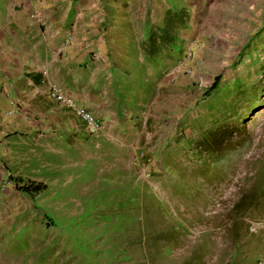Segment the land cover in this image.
Wrapping results in <instances>:
<instances>
[{
	"label": "rangeland",
	"instance_id": "374dc122",
	"mask_svg": "<svg viewBox=\"0 0 264 264\" xmlns=\"http://www.w3.org/2000/svg\"><path fill=\"white\" fill-rule=\"evenodd\" d=\"M130 7L136 48L83 51L92 72L127 73L104 87L127 145L59 156L41 127L21 144L0 127V264H264V0ZM167 10L182 24L150 60ZM36 182L33 199L16 189Z\"/></svg>",
	"mask_w": 264,
	"mask_h": 264
},
{
	"label": "crops",
	"instance_id": "0c3cea01",
	"mask_svg": "<svg viewBox=\"0 0 264 264\" xmlns=\"http://www.w3.org/2000/svg\"><path fill=\"white\" fill-rule=\"evenodd\" d=\"M132 1L138 0H43L41 3L0 0V127L10 126L21 135L10 138L11 143L32 141L27 136H32L36 126L48 132L43 136L46 146L59 156L77 155L96 141L100 145L110 141L120 147L129 143L126 131L130 126L120 120L121 112L117 108L110 109L113 99L104 92V87H108L106 81L114 77L115 81L123 82L127 73L103 72L101 75L97 68L92 72L93 67L86 64L83 51L94 50L108 59L111 51L137 47L130 34L134 26L143 27L144 11L138 13L137 9V14L133 15ZM27 8L29 19L32 13L38 15V20H33L39 25L30 26L31 20L25 17ZM33 37L39 38L38 45L31 40ZM66 37L71 39L69 44H65ZM24 50L32 53L22 57L20 54ZM89 57L91 60L97 58L95 53ZM45 73L79 106L99 118L102 122L99 132L91 133L69 111L39 90L41 74ZM5 94L16 102L20 114L5 115L8 107Z\"/></svg>",
	"mask_w": 264,
	"mask_h": 264
},
{
	"label": "built area",
	"instance_id": "2783aa9c",
	"mask_svg": "<svg viewBox=\"0 0 264 264\" xmlns=\"http://www.w3.org/2000/svg\"><path fill=\"white\" fill-rule=\"evenodd\" d=\"M36 1L40 3L43 2V0ZM30 18L37 21L38 15L32 13L30 14ZM64 41L65 44H69L71 39L66 37ZM60 49H62V47H60ZM39 90L42 91L49 100L69 111L76 119L81 121L91 133L95 134L102 129V122L90 112H88L85 108L79 106L76 101L71 96L66 94L64 89L59 85L49 80H43L40 82ZM6 97L8 107L7 110H5V115L12 117L20 114V108L16 102L9 96Z\"/></svg>",
	"mask_w": 264,
	"mask_h": 264
},
{
	"label": "trees",
	"instance_id": "16d2710c",
	"mask_svg": "<svg viewBox=\"0 0 264 264\" xmlns=\"http://www.w3.org/2000/svg\"><path fill=\"white\" fill-rule=\"evenodd\" d=\"M177 24H182L180 14L174 13L173 11L167 10L165 11L164 17L162 19L161 27L155 31H150L147 35V43L149 54L148 57L152 60L153 50L156 51L160 47L164 46H174L173 43L175 41V30L180 27ZM182 26V25H181ZM218 84V77L214 78L213 82L207 89V92H211L216 89ZM16 189L33 199V197L42 192L45 189V185L40 182L36 183H27L26 185L16 186Z\"/></svg>",
	"mask_w": 264,
	"mask_h": 264
}]
</instances>
